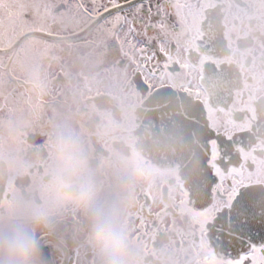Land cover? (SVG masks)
I'll return each mask as SVG.
<instances>
[{
  "label": "flooded vegetation",
  "instance_id": "flooded-vegetation-1",
  "mask_svg": "<svg viewBox=\"0 0 264 264\" xmlns=\"http://www.w3.org/2000/svg\"><path fill=\"white\" fill-rule=\"evenodd\" d=\"M151 8L134 34L146 50L126 55L64 0H0V233L42 222L38 264H99L84 217L51 192L58 133L133 264H203L191 233L212 181L233 217L264 212V0Z\"/></svg>",
  "mask_w": 264,
  "mask_h": 264
},
{
  "label": "snow or ice",
  "instance_id": "snow-or-ice-1",
  "mask_svg": "<svg viewBox=\"0 0 264 264\" xmlns=\"http://www.w3.org/2000/svg\"><path fill=\"white\" fill-rule=\"evenodd\" d=\"M70 10L99 24L105 38L126 54L143 53L137 47L136 25L154 14L151 0H64ZM158 14V11L157 13ZM127 49V53H125ZM217 182L208 185L205 203L193 219L194 244L205 259L203 264H264V212L249 213L241 205L233 217L234 203L217 207ZM227 212V215L223 213ZM227 225L229 232H225ZM231 238H228V237Z\"/></svg>",
  "mask_w": 264,
  "mask_h": 264
},
{
  "label": "clouds",
  "instance_id": "clouds-1",
  "mask_svg": "<svg viewBox=\"0 0 264 264\" xmlns=\"http://www.w3.org/2000/svg\"><path fill=\"white\" fill-rule=\"evenodd\" d=\"M51 155L58 173L51 184L52 195L84 217L99 264H133L118 216L103 213L94 206V193L86 181L88 162L77 140L70 133L54 135ZM43 227L38 221L31 230L11 228L0 233V264H38L34 232Z\"/></svg>",
  "mask_w": 264,
  "mask_h": 264
},
{
  "label": "water",
  "instance_id": "water-1",
  "mask_svg": "<svg viewBox=\"0 0 264 264\" xmlns=\"http://www.w3.org/2000/svg\"><path fill=\"white\" fill-rule=\"evenodd\" d=\"M146 107H147V104L146 102L143 103V105L140 107V110L138 112V118H139V122L142 126V135H144V128H145V116H146ZM204 159H205V156L203 155L202 158H201V165L203 166L204 164ZM201 171H203V167L201 168ZM264 193L262 190L259 191V198L264 199ZM241 202H244V200H242ZM240 202V203H241ZM223 215H227V212L223 213Z\"/></svg>",
  "mask_w": 264,
  "mask_h": 264
},
{
  "label": "bare ground",
  "instance_id": "bare-ground-1",
  "mask_svg": "<svg viewBox=\"0 0 264 264\" xmlns=\"http://www.w3.org/2000/svg\"><path fill=\"white\" fill-rule=\"evenodd\" d=\"M175 116H176V118H177L178 120H181V119H182V114H176Z\"/></svg>",
  "mask_w": 264,
  "mask_h": 264
}]
</instances>
